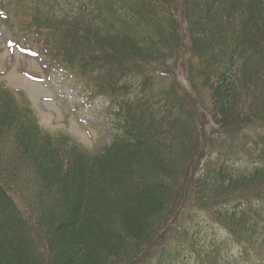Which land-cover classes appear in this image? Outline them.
<instances>
[{"label":"trees","instance_id":"trees-1","mask_svg":"<svg viewBox=\"0 0 264 264\" xmlns=\"http://www.w3.org/2000/svg\"><path fill=\"white\" fill-rule=\"evenodd\" d=\"M136 1L146 6L153 2ZM178 1L185 6L184 34L191 43L202 44L195 71L199 65L206 68L209 58L215 60L207 72V81L217 84L207 89L213 105L204 104L209 101L203 99L204 88L196 87L195 100L205 110H196L194 118L210 114L215 126H224L230 150H213L223 161L210 167V158L199 169L201 151L184 168L194 147L183 146V133L172 128L181 112L173 116L174 108L166 105L157 112L150 105L145 108L137 93L118 101L123 134L115 135L103 151L87 153L63 134L55 138L32 110L13 104L0 89V145L6 149L0 150V264H173L174 259L179 264L182 253L184 264H237L239 259L221 251L218 235L212 246L192 233L207 222L227 228L242 248L254 246L252 239L258 240L264 228V0ZM154 5L161 4L158 0L145 10L158 13ZM96 16L92 10L72 25L50 27L56 34L60 30L64 47L80 56L85 71L100 66L108 72L97 78L112 92L119 80L134 73L118 79L116 66L142 44L126 27L128 18L100 24ZM168 20L175 25L177 19ZM170 31L181 35L176 28ZM147 73L142 74L143 90L151 77L145 79ZM193 127L189 131L198 140L203 131L196 123ZM249 128H255L251 142L244 133ZM234 133L246 165L234 146ZM52 191L57 198L47 211L44 205ZM175 207L181 212L171 228ZM147 240L144 251L137 253Z\"/></svg>","mask_w":264,"mask_h":264},{"label":"rangeland","instance_id":"rangeland-1","mask_svg":"<svg viewBox=\"0 0 264 264\" xmlns=\"http://www.w3.org/2000/svg\"><path fill=\"white\" fill-rule=\"evenodd\" d=\"M94 1L0 0V84L10 89L22 101H25L22 96L29 98L34 110L38 113V120L44 128L56 134L58 132H65L72 136L73 141L79 145L100 149L111 142L114 133L120 131L119 127L116 128L118 123L117 118L106 107L108 103L104 99H101L102 102H99L93 110L73 113L66 92L75 85L74 80L63 77L60 74L46 73L43 71L41 64H38L37 59L28 57L25 54L21 55L18 50L11 52L10 48L7 47L8 38H11L13 34L19 39H22L23 35H27V42L33 44L35 47L38 46L40 40L37 39V34L31 32L26 34L28 29L24 30L23 28V22L27 19V16L38 9H41L43 16H52L54 12L61 19L66 18L62 12L63 8L73 10L76 13V6H84L87 3L94 8ZM116 1L101 0L100 3H97L98 18L102 17L100 12L105 11L102 5H106L109 10L107 17L100 24H105L107 20L113 21L117 15L128 18L127 26L132 28L133 32L137 34L140 39L138 42L143 47V49L141 47V49L137 48L135 51H131L132 57L130 59H123L124 61L116 66L118 69L116 76L119 77L120 73L126 74L131 71L137 75L151 72L154 74L153 78L150 79L146 91L143 92L140 98V101H144L145 103L144 107L146 108L150 105L151 109L157 112L159 108L165 110V105H179L176 111L178 113L181 112L182 116L179 123L172 125V128L183 133V146L186 148L194 147L185 162L186 166L184 168L194 163L200 152L204 151L211 141L215 143L218 149L229 151L230 145L223 139L227 136V131L224 126H215L216 121L214 118L212 121L205 123V130L206 128H209V130H206L207 134L202 132L198 140H195V132L189 131V129L194 131V123L202 122V120L194 118L195 111L205 110L203 104L195 100V88L203 87V98H211L210 92L207 89L215 87L217 84L207 81V72L215 62L212 58L208 59V66L206 68L199 65L195 72L191 71V61L194 58V54H200L198 48L202 44L191 43L184 34L187 31L186 20H184L183 16V12H185L184 4L178 0H167V2H165L166 0H162V3L159 0L161 5H154L153 7L154 10L157 9L158 13H151L149 10H145V8H151L158 0H153L147 6L136 0H124L119 1V3ZM173 10H175L174 13ZM162 12H167L168 15H162ZM7 16H9L8 21ZM168 18H176V24H172ZM171 28H176L181 35H178L175 31L171 32ZM97 29L103 32L105 28L98 25ZM46 39L49 40L50 45L53 42L61 44V47L55 48L58 54L61 52V48L65 46L63 38H54L50 35L49 31L42 34V40ZM48 75H51V77H48ZM186 77L191 80L192 88L188 86ZM210 82L212 83L210 84ZM187 89H190L193 93H189ZM100 90L105 93L111 91L105 85H102ZM111 96L113 98L118 97L116 88L111 92ZM172 113L175 116V111ZM178 113H176V116ZM190 113H192L191 118H189L191 116ZM166 125L168 127L165 128H171L170 124ZM215 127H217V130L213 132ZM210 129H212V133ZM235 137L236 133L231 136L232 139ZM3 139L6 140V135ZM196 144L199 145L198 149L195 148ZM224 145H228L229 149H226ZM0 150L6 151L2 145H0ZM179 191L181 193L184 192L183 188ZM256 194L246 196H255ZM183 195L186 196V193ZM56 198L55 191L49 193L44 209L47 211L51 210L54 206V202L51 200H55ZM177 198L178 196L175 199ZM42 200L44 199L42 198ZM180 212V209L177 207L172 210L171 222L169 223L171 228ZM214 233L212 230L208 232L202 231L200 236L207 238L211 242V245L214 246L215 244L213 243L216 239L213 237ZM258 233H260L258 240L255 237L253 238L254 240L252 239V243L257 253H264V246L261 243L264 240V228ZM218 242L221 243V240ZM148 243L149 240L141 243V245L139 244L140 248L138 245L137 253L138 251L140 253L144 251ZM205 247L211 248L209 245ZM185 253L186 256L190 254L188 251H185ZM221 256L225 261V254H221ZM246 257L252 258V261L248 264H264V255L254 254V256H250V253H248ZM183 259L184 254L182 253L181 257L177 258L178 263L184 264ZM238 259L240 260L241 257ZM118 260L115 258L113 261ZM175 262L174 259L173 264Z\"/></svg>","mask_w":264,"mask_h":264}]
</instances>
